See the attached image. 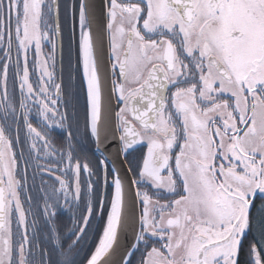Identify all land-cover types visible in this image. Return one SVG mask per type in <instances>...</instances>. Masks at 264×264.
Returning <instances> with one entry per match:
<instances>
[{
	"label": "snow or ice",
	"instance_id": "1",
	"mask_svg": "<svg viewBox=\"0 0 264 264\" xmlns=\"http://www.w3.org/2000/svg\"><path fill=\"white\" fill-rule=\"evenodd\" d=\"M0 264H264V0H0Z\"/></svg>",
	"mask_w": 264,
	"mask_h": 264
},
{
	"label": "trees",
	"instance_id": "2",
	"mask_svg": "<svg viewBox=\"0 0 264 264\" xmlns=\"http://www.w3.org/2000/svg\"><path fill=\"white\" fill-rule=\"evenodd\" d=\"M55 140H56V142H57V145H59V144H60V142H61V141H60V139H59L58 137H56V139H55Z\"/></svg>",
	"mask_w": 264,
	"mask_h": 264
},
{
	"label": "flooded vegetation",
	"instance_id": "3",
	"mask_svg": "<svg viewBox=\"0 0 264 264\" xmlns=\"http://www.w3.org/2000/svg\"><path fill=\"white\" fill-rule=\"evenodd\" d=\"M56 137H57V136H56V134H55V133H53V138H54V139H56ZM56 143H57V142H56Z\"/></svg>",
	"mask_w": 264,
	"mask_h": 264
}]
</instances>
